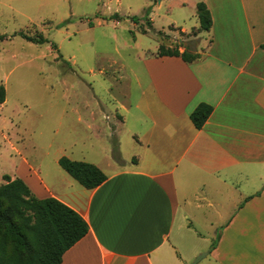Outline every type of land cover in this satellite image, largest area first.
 <instances>
[{
  "label": "crops",
  "instance_id": "0c3cea01",
  "mask_svg": "<svg viewBox=\"0 0 264 264\" xmlns=\"http://www.w3.org/2000/svg\"><path fill=\"white\" fill-rule=\"evenodd\" d=\"M200 2L213 20L207 45L194 50L201 59H143L150 89L132 105L130 168L105 173L91 190L64 170V157L56 169L64 185L22 176L37 198L59 200L89 225L62 264H191L203 252L208 264H264V0H194L196 10ZM16 3L70 8V0H0ZM201 104L213 112L197 129L191 114ZM201 223L216 246L187 258L183 241L194 230L204 238Z\"/></svg>",
  "mask_w": 264,
  "mask_h": 264
},
{
  "label": "rangeland",
  "instance_id": "374dc122",
  "mask_svg": "<svg viewBox=\"0 0 264 264\" xmlns=\"http://www.w3.org/2000/svg\"><path fill=\"white\" fill-rule=\"evenodd\" d=\"M193 1L70 0V8L61 4L51 12L22 3L0 6V85L7 92L0 104V187L7 184L5 175L21 179L31 171L64 185L60 175L67 174L56 171L61 157L104 173L130 168L136 154L132 105L150 89L143 59L157 56L162 45L181 53L207 45ZM61 20L69 23L58 28ZM21 32L43 35L48 43H31ZM198 225L205 237L190 232L181 249L185 257L215 242L211 226ZM29 251L0 221V257L13 264ZM208 263L204 257L199 264Z\"/></svg>",
  "mask_w": 264,
  "mask_h": 264
},
{
  "label": "trees",
  "instance_id": "16d2710c",
  "mask_svg": "<svg viewBox=\"0 0 264 264\" xmlns=\"http://www.w3.org/2000/svg\"><path fill=\"white\" fill-rule=\"evenodd\" d=\"M148 16L149 11L144 18L150 29L152 22L147 18ZM197 17L200 30L209 32L213 20L208 7L203 2L197 5ZM112 19L119 21V16L115 15ZM132 21L139 24L140 18L133 17ZM68 23L69 20L64 21L57 27L62 28ZM19 36L35 44L48 43L43 35L30 37L21 32ZM2 38L4 36L0 35V39ZM262 49L264 50V44ZM157 56L179 57L188 64L202 57L200 53L193 52L190 48H186L181 53L179 47L165 48L163 45L160 46ZM6 99V89L0 85V104L5 103ZM212 112L213 108L207 104H201L195 109L191 118L197 129L204 127ZM60 165L82 186L90 190L107 180L105 173L90 163L72 161L64 157L60 160ZM4 180L7 184L0 187V221L5 223L30 250L27 258L13 264H62L65 253L88 235L90 228L86 220L55 198H37L19 178L12 180L10 176L5 175ZM215 246L216 242L212 247ZM0 264H7L3 256L0 257Z\"/></svg>",
  "mask_w": 264,
  "mask_h": 264
},
{
  "label": "water",
  "instance_id": "95a60500",
  "mask_svg": "<svg viewBox=\"0 0 264 264\" xmlns=\"http://www.w3.org/2000/svg\"><path fill=\"white\" fill-rule=\"evenodd\" d=\"M206 256H207V253L200 255L199 257H197V258L192 262V264H199V263L202 261V259H203L204 257H206Z\"/></svg>",
  "mask_w": 264,
  "mask_h": 264
}]
</instances>
